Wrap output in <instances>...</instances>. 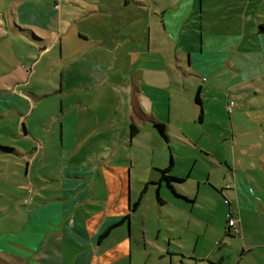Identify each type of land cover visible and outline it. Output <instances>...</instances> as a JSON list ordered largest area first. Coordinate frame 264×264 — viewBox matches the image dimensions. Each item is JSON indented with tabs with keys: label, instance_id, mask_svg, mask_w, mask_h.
<instances>
[{
	"label": "rangeland",
	"instance_id": "obj_1",
	"mask_svg": "<svg viewBox=\"0 0 264 264\" xmlns=\"http://www.w3.org/2000/svg\"><path fill=\"white\" fill-rule=\"evenodd\" d=\"M23 1L33 3V11L23 21L17 18L16 25L35 31L33 33L37 37L46 41L44 45L36 47L33 44L26 46L9 38L0 16V98L5 95L10 97L8 103L0 99V146L12 150L0 151V233L10 231L19 224L24 204L37 203V198L47 199L59 193L60 182L51 179V173H54V177L59 173L63 175L64 168L82 163L83 160H93L94 155L100 151H108L111 158L107 159V166H124L123 173L128 169L131 201L129 210L130 213L133 212L130 216L132 222L141 223V219L153 229L157 222L165 225L175 221L174 225L180 224L181 221V226L189 227L190 230L206 229L213 234L215 230L220 234L218 225L222 217L212 210L209 203L213 200V187L207 183V186L196 190V181L197 178L205 179L208 176L209 181L221 188V176H230L223 164L225 158L227 164L230 163L231 139L228 137L222 140L220 135L217 138L219 142H210L208 135H205L207 132L220 133L219 128L229 124L223 84L228 83L230 79L226 76L215 80L211 73L207 82L202 80L204 85L199 89V97L209 100L206 112L205 100L201 101V107L193 102L200 79L196 81L183 73L185 70L189 72L184 65L186 56L201 54L199 37L203 35V30L201 31L199 23L201 19L208 21L209 14L206 9L214 4V0H197V6L194 0L190 18L186 19L177 31L162 28L159 20V13L164 12L166 7L176 0H163L164 4L166 3L163 7L156 5L158 0H0V13L10 9L13 13L16 12L18 17V7ZM120 2V7L112 8L111 13L102 12V9L114 7ZM123 7L131 11L129 15L135 14L143 18L149 29L146 31L144 23L140 20H135L133 25L129 26H136L138 29H127V26L123 25L125 21L116 17L125 14ZM118 28L120 30L116 32ZM77 35L87 40L105 38L104 41L109 42L105 47L89 44L82 48L76 42ZM121 35L136 40L147 37V41L144 45L141 42L139 45L142 50H138V45L134 42H122L119 37ZM205 53L209 59L210 56ZM58 54L61 59L78 56V63H58ZM53 61L57 63L54 64ZM79 61L91 63L94 70L87 72L84 69V73ZM59 78L62 79V90L76 86L74 97L84 101L91 98L87 105L90 112L104 116L113 110L110 115L121 119L124 118L125 105L133 87L139 85L137 89L140 90V98H147L145 102L141 100L143 103L147 104L151 99L157 100L153 110L162 119L165 140L154 131L152 124H148L149 130L152 128L156 134V139L151 138L150 131L144 129L130 142L129 136L124 137L125 142H104L95 137L91 142H68L70 131L66 129L67 126H62L59 121L53 119L47 120L53 118L57 112L59 96L53 94L39 99L33 96H39L49 88L58 90ZM263 79L264 77L260 76L233 88L227 94L228 100L231 99L234 103V107L230 106L231 110L229 108L234 130H249L244 137H234V146L240 141L246 145L259 142L256 135L264 142ZM71 96L72 94L62 96L63 106ZM199 108L202 122L197 121ZM142 112L149 114L148 108ZM72 113L74 110L62 115V124H65L64 120ZM211 122H215L219 128ZM116 125L122 128L124 122ZM82 136V132H76L79 141ZM36 137L42 138L44 142L39 143ZM194 148L206 152L208 159L202 158ZM170 158L173 160V174L189 172V176H184L183 182H179L180 194L194 195L198 191L196 200L187 199L183 195L181 198L177 197V201L169 197L171 199L159 204L153 189L141 191V179L150 176L154 168L150 162L166 167ZM255 158L256 155L239 159L244 164L252 162L254 165H260ZM248 159L253 160L248 162ZM170 194L173 195L172 192ZM217 195L226 204L227 198L224 195L221 198L218 193ZM134 200L138 202L132 211ZM246 218L247 216L244 217L245 221ZM262 218V215L253 216L256 221H261ZM169 227L168 229H173L172 225ZM250 235L251 232L246 230L245 239ZM237 240L236 238L226 243L224 240L222 247H216L220 248L219 253L229 257L230 262L239 256L234 249ZM6 241V236L0 235V245L6 246ZM192 241L190 237L189 244ZM199 245L208 247L210 244L205 240L200 241L196 253L201 250ZM6 247L10 248L8 244ZM0 258L8 264L12 263L8 258ZM132 261H135V257H132ZM34 262L41 264L37 260Z\"/></svg>",
	"mask_w": 264,
	"mask_h": 264
},
{
	"label": "crops",
	"instance_id": "obj_2",
	"mask_svg": "<svg viewBox=\"0 0 264 264\" xmlns=\"http://www.w3.org/2000/svg\"><path fill=\"white\" fill-rule=\"evenodd\" d=\"M198 1L200 2V0ZM195 2L196 6L199 5L197 0ZM213 3L211 7L206 9L207 14H209L208 21L205 22L201 19V23H199L201 31L203 30V35L201 34L199 37L201 54L199 56H186L184 65L189 72L185 70L183 73L196 81L200 79L197 89L204 85L202 82L206 81L211 73L215 80L227 76L230 81L223 84L226 93L224 103L227 107L231 102L230 106L234 107L233 100H228V92L248 81L260 76L264 77V31L257 30L258 24L264 22V0H214ZM119 5L121 2L114 7L109 6L108 9H102V12L111 13V9L120 7ZM156 5L163 7L166 3L164 4L163 0H158ZM193 5L194 0L172 2L164 12L159 13L161 27L177 31L182 23L190 18ZM33 7V3L23 1L18 7V17L16 12L13 13L10 9L0 13V16L7 28L9 38L18 40L26 46L33 44L37 47L44 45L46 40L37 37L33 33L35 31L19 27L15 23L17 18L23 21L33 11ZM97 8L99 9V7ZM122 9L125 14L116 17L120 21H125L123 25L127 26V29H138L136 26L129 27L133 25L135 20L144 23L143 27L146 31L147 28L149 29V25H146L139 15H129L131 11L127 7ZM119 30L118 28L116 32ZM31 33L35 35V38L31 36ZM119 37L122 42H134L135 45H138V50H142L139 44L142 42L144 45L147 41V37L140 40L123 35ZM76 39L82 48L89 44L105 47L109 42L104 41L105 38L87 40L80 35H77ZM57 40L58 51H60L59 39ZM205 52L210 56L209 59ZM77 58L78 56H73L61 59L60 54H58L57 62L78 63ZM57 62L53 61L54 64ZM79 62L83 68L77 66L81 67L84 73L94 70L91 63ZM72 80L74 81V79ZM71 81L69 80V82ZM58 84V90L49 88L45 93L33 96L38 99L53 94L59 96L58 110L53 118L50 117L47 120L53 119L59 121L62 126H67L66 129L70 131L68 142H91L94 137L102 139L104 142H117V140L125 142L124 137L128 136L130 123L136 126L137 134L141 130L147 129L152 134L151 138L156 139V134L152 128L149 130L148 124H151L152 120L162 121L153 110L157 100L151 99L150 102L147 101V104L143 103L141 100L143 99L145 102L147 98H140V90L137 89L139 85L133 87V92L125 105L124 118L121 119L115 115H110L113 110L104 116L90 112L87 105L91 98L84 101L74 97L77 92L75 91L76 86L62 90V79L60 78ZM66 94H72V96L63 106L62 96ZM0 99L6 100L5 103H8L7 100L10 97L5 95ZM204 100V109L208 112L209 100ZM213 102L215 103V101ZM145 108H148L149 114L142 112ZM73 110L74 113L68 115L64 120L65 124H62V115ZM230 110L226 109L228 126L219 128L217 125L220 133L208 134L210 142H219L217 138L220 135L222 140L229 137L232 142L229 145L231 150L230 163L227 164L224 157L223 164L226 166V172H230V176H221L219 184L222 188L211 190L213 200L209 202L212 210L217 211L218 215L222 217L218 225L221 235L215 230H213L214 234L206 229L190 230L189 227L181 226L183 225L181 221H179L180 224L174 225L175 221L165 225H160L157 222L153 229L144 224L141 219V223L132 222L130 216L133 212L130 213L129 207L126 205L127 195L128 204L131 203L129 200L128 169H125L123 173L124 166H107V159L111 158V154H108V151H100L94 155L93 160H83V164L75 163V165L64 168L63 175L59 173L58 176L54 177V173L50 174L51 179L60 182L59 193L47 199L36 197L37 203L29 202L24 206L22 205L24 208L21 210L19 224L12 228V231L0 233L1 236H6V246L8 244L10 247L0 245V257L8 258L12 262L11 264H36L34 260L41 264H193L195 258L201 259L197 264H203V262L206 264H264V142H261L259 135H256L259 142H250L246 145L245 142L240 141L237 146H234V137H244L249 130L241 129L238 132L234 130ZM116 111L119 112V109ZM121 121L124 122V127H117L116 123ZM61 125H59V129ZM26 129L24 127V130L31 135ZM76 132L83 133L80 141L76 138ZM137 134L133 139L136 138ZM36 138L39 143L44 142L42 138ZM58 138L61 142L60 134ZM133 139L129 140L128 138V142ZM70 146L73 147L71 144ZM204 154V157L208 159L209 155L206 152ZM254 155H256L254 160H257L260 165L249 162L253 159H248L249 163L247 164L239 159L240 157L250 158ZM70 156L72 158L73 154ZM151 162L150 165L154 167L152 174L141 179L143 182L141 189L145 186L144 189L151 188L154 190L152 182L159 178L158 169L165 168ZM173 169L172 160L168 174L184 178L189 173L176 175L172 173ZM55 173L57 174V172ZM225 184L228 185L227 188L224 187ZM173 188L179 194L181 193L180 183L174 184ZM159 193L164 202L171 198L177 199L165 188H162ZM217 193L221 198L224 196L227 198L226 204L220 200ZM43 203L45 205H41ZM223 212H225L224 216ZM123 215L128 216L126 221L110 227ZM254 215H262L263 218L261 221H256L253 219ZM245 216H247L246 221L244 220ZM229 218L234 221V229L237 234L233 238L238 239L234 249L239 254L238 258L231 262L227 255L222 252L219 253L220 248L216 249L217 246H223L221 245L222 241L225 240L226 243L234 240L225 237L224 234L225 229L227 230L226 221ZM170 225L173 229H168ZM107 228V235L100 238V233ZM147 230L148 235H146ZM246 230L251 232L248 239L244 237ZM190 237L193 241L189 244ZM168 238L172 240L169 241ZM202 240L207 241L210 245L208 247L199 245L201 250L196 253V247ZM181 251L188 257L179 260L177 257ZM132 257H135V261H132ZM0 264L8 263L0 258Z\"/></svg>",
	"mask_w": 264,
	"mask_h": 264
},
{
	"label": "trees",
	"instance_id": "obj_3",
	"mask_svg": "<svg viewBox=\"0 0 264 264\" xmlns=\"http://www.w3.org/2000/svg\"><path fill=\"white\" fill-rule=\"evenodd\" d=\"M20 29V28H19ZM21 30V29H20ZM257 30L258 31H264V22H261L258 24L257 26ZM31 36H33L35 38V35H33L31 33ZM193 102L195 104H197L199 107L200 106V97H199V89H196L194 95H193ZM200 109V108H199ZM201 111V109L199 110V112ZM151 124H152V127L153 128H156L159 132V134L161 135V137L165 140V127H164V124H162L160 121H151ZM129 136L132 137L135 133H137V128L134 124H130L129 125ZM196 149L200 155L202 157L205 156L204 152L200 151L199 149L197 148H194ZM0 151H3V152H10L12 151L10 148L8 147H4V146H0ZM171 166H172V160L171 158L169 159V162H168V165L165 167V168H162V169H158V171L161 173L160 174V179L161 180H164V181H167L166 183L168 184V187H171V184L172 182L176 183V182H180L182 181L181 178H178L176 176H173L171 174H168V172H170V169H171ZM150 183V182H149ZM146 185V184H144ZM145 186H143L142 189H144ZM172 191V190H171ZM173 195L176 196V197H180L179 195H177L174 191H172ZM156 200L159 202V204L163 203V201L158 197L156 196ZM131 206V205H130ZM137 206V201H135L133 204H132V210L133 208H135ZM128 219V216L127 215H123L118 221H116L115 223H113L110 227L112 226H115L117 224H119L120 222L122 221H126ZM228 220V219H227ZM108 227V228H110ZM226 227H227V221H226ZM108 228L105 229L103 232L100 233L99 237L102 238L104 237L105 235H107V231H108ZM229 228V227H228ZM226 230V229H225ZM226 234V232H224ZM229 235V234H227Z\"/></svg>",
	"mask_w": 264,
	"mask_h": 264
},
{
	"label": "flooded vegetation",
	"instance_id": "obj_4",
	"mask_svg": "<svg viewBox=\"0 0 264 264\" xmlns=\"http://www.w3.org/2000/svg\"><path fill=\"white\" fill-rule=\"evenodd\" d=\"M201 101L203 102V99H200V103H201ZM200 106H201V104H200ZM197 121L198 122H202V115H201V111L199 112V114H198V117H197ZM212 124H214L215 126H217L216 124H215V122H211ZM130 124H133V123H130ZM129 124V125H130ZM128 130H129V128H128ZM154 131H156L157 133H158V135L161 137V135L159 134V132H158V130L156 129V128H154ZM137 133H135L132 137H130L129 136V131H128V136H129V140H131L135 135H136ZM208 134H211V133H209V132H207V133H205V135H208ZM213 135V134H212ZM160 172H159V178H156L155 180H153V186H154V193H155V195L156 196H158L162 201H163V198L160 196V190L162 189V188H165L167 191H169L170 192V189H169V187H168V184L166 183L167 181H164V180H161L160 179ZM186 175V174H185ZM189 176V173L185 176L186 178ZM182 179V181H180V182H183V178H181ZM177 184L179 183V182H176ZM176 183H174V182H172V183H170L171 184V188L174 190L175 188H173V185L174 184H176ZM207 183H209L210 184V186L211 187H213L211 190L212 191H214V189L215 188H217L218 190H220L221 188H218V187H216V185H214L211 181H209L206 177H205V179L204 178H198L197 179V181H196V190H199V188H203L204 186H207L208 184ZM224 187H228V185H225ZM144 189H141V191H143ZM171 193V192H170ZM175 193L177 194V195H179L180 197L179 198H181L183 195H185V197L187 198V199H189V198H192L193 200H196V196H197V193H198V191H197V193L195 194L194 193V195H192V194H188V193H183V195L181 196V194H179L178 192H176L175 191ZM139 198H137V200H138ZM136 200V201H137ZM187 201V200H186ZM138 202V201H137ZM164 202V201H163ZM224 232H226V234H225V237H227V236H236V235H234L233 234V232L230 230V229H227V230H225ZM227 234H229V235H227ZM227 238H229V237H227ZM226 239V238H225ZM168 240L169 241H171L172 239L171 238H168ZM179 254V257H177V258H179V260H181V259H183V258H186V257H188V256H185V254H184V252H182L181 251V253H178ZM176 258V259H177ZM195 261L193 262V264H197V262H200L201 261V259H197V258H195L194 259ZM183 261V260H182Z\"/></svg>",
	"mask_w": 264,
	"mask_h": 264
},
{
	"label": "built area",
	"instance_id": "obj_5",
	"mask_svg": "<svg viewBox=\"0 0 264 264\" xmlns=\"http://www.w3.org/2000/svg\"><path fill=\"white\" fill-rule=\"evenodd\" d=\"M230 105H231V102L227 105V109L229 110V108H230ZM229 227V228H228ZM227 229H233L234 231H233V234L235 235V234H237V232H236V230L234 229V221H233V219H231V218H229L228 220H227Z\"/></svg>",
	"mask_w": 264,
	"mask_h": 264
},
{
	"label": "water",
	"instance_id": "obj_6",
	"mask_svg": "<svg viewBox=\"0 0 264 264\" xmlns=\"http://www.w3.org/2000/svg\"><path fill=\"white\" fill-rule=\"evenodd\" d=\"M169 189H170V192H172V191H174L175 192V190H173L171 187H169ZM172 190V191H171ZM126 205L129 207L130 205L128 204V195H127V201H126ZM168 232H171V231H169V230H167ZM173 231V230H172ZM176 241H178V239H175ZM176 244V243H175ZM175 247H177L178 248V246H176L175 245Z\"/></svg>",
	"mask_w": 264,
	"mask_h": 264
}]
</instances>
